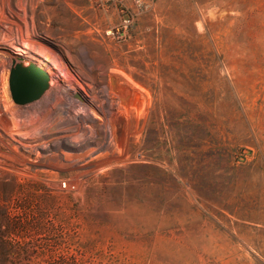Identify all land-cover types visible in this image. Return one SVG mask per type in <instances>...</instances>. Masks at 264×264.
<instances>
[{
  "label": "rangeland",
  "instance_id": "obj_1",
  "mask_svg": "<svg viewBox=\"0 0 264 264\" xmlns=\"http://www.w3.org/2000/svg\"><path fill=\"white\" fill-rule=\"evenodd\" d=\"M0 264H264V0H0Z\"/></svg>",
  "mask_w": 264,
  "mask_h": 264
},
{
  "label": "water",
  "instance_id": "obj_2",
  "mask_svg": "<svg viewBox=\"0 0 264 264\" xmlns=\"http://www.w3.org/2000/svg\"><path fill=\"white\" fill-rule=\"evenodd\" d=\"M8 83L12 100L20 105L39 99L49 87L47 73L34 64H15Z\"/></svg>",
  "mask_w": 264,
  "mask_h": 264
},
{
  "label": "bare ground",
  "instance_id": "obj_3",
  "mask_svg": "<svg viewBox=\"0 0 264 264\" xmlns=\"http://www.w3.org/2000/svg\"><path fill=\"white\" fill-rule=\"evenodd\" d=\"M44 50L51 52V49L48 48L47 46L44 47ZM36 61L37 60L35 59V62ZM35 62H33L32 64L39 66L45 73H48L47 70H45L44 68H42L41 64H39L38 62L36 64ZM12 130L16 131V134L18 135V137H20V139L21 138H29L31 134L32 135L34 134V133H30V132L27 133V131L24 130V125L22 123H20V122H18L16 125H14V128ZM36 134H37V131H35V135Z\"/></svg>",
  "mask_w": 264,
  "mask_h": 264
},
{
  "label": "built area",
  "instance_id": "obj_4",
  "mask_svg": "<svg viewBox=\"0 0 264 264\" xmlns=\"http://www.w3.org/2000/svg\"><path fill=\"white\" fill-rule=\"evenodd\" d=\"M136 1H140V0H136ZM110 32V31H109Z\"/></svg>",
  "mask_w": 264,
  "mask_h": 264
}]
</instances>
